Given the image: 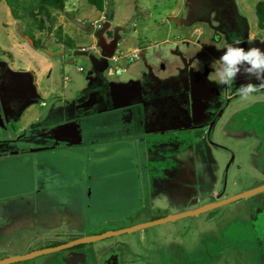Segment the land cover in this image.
I'll return each mask as SVG.
<instances>
[{"label":"rangeland","instance_id":"obj_1","mask_svg":"<svg viewBox=\"0 0 264 264\" xmlns=\"http://www.w3.org/2000/svg\"><path fill=\"white\" fill-rule=\"evenodd\" d=\"M105 1L102 13L89 0H68L65 10L56 13L53 30L41 32L33 22L14 19L6 0H0V67L5 68L0 70V88L11 89L0 98L4 108L20 89V77L31 76L25 70L32 68L38 74L40 88L51 91L49 103L55 95L72 99L91 82L103 89L102 94L105 90L111 95L107 106L144 104L143 96L149 110L157 106L159 112L152 113L147 130L178 131L163 138H148L141 145V172L123 182V186L128 185V180L137 182L139 174V191L134 188L125 194L117 192V180L111 182L113 179L108 177L100 181L99 192L94 188L85 197L83 191L50 193L51 201L45 208L40 207L39 216L60 217L69 203L77 202L71 194L81 195L77 223L62 226L59 218L52 227L58 232L55 235L39 237L37 233L17 232L8 241L0 238V262L191 212L256 189L264 182V177L248 171L237 146L220 134L223 121L240 105L251 102V97H240L224 106L229 96L237 95L235 88L241 85L242 78L243 83L248 81L244 76L237 77L234 87L225 89L208 78L212 71L209 65L229 42L225 27L239 30L245 37L253 34L258 29L257 5L264 0ZM102 14L112 18L103 30L93 29ZM59 27L64 42L57 38ZM102 32L110 44L118 40L119 56L140 48L144 53L141 60L129 64L104 60ZM218 36L221 41H217ZM32 39L41 48L56 51L57 58L52 57L54 53L34 47ZM20 44L25 45V50ZM58 57L63 59L59 62ZM69 57L73 61H68ZM93 59L102 64L101 71L94 72ZM197 61L199 64L193 67ZM48 65L51 70L44 73ZM116 66L127 72L116 74ZM23 82L30 85L32 80L24 78ZM208 111L221 117L213 123L207 139L203 138L205 131L186 130L190 125L210 123V114L205 116ZM15 178L20 184L28 181L25 174L12 177ZM130 187L133 188L131 182ZM58 205L62 211L57 215L54 210ZM9 212L12 219L21 217L19 209ZM78 247L12 264H264V192L196 216ZM21 252L24 254L6 258Z\"/></svg>","mask_w":264,"mask_h":264},{"label":"crops","instance_id":"obj_2","mask_svg":"<svg viewBox=\"0 0 264 264\" xmlns=\"http://www.w3.org/2000/svg\"><path fill=\"white\" fill-rule=\"evenodd\" d=\"M100 35L102 58L111 61L119 42L114 39L110 44L104 39L103 32ZM18 46L25 50V45ZM39 49L54 53L52 57L57 58L56 51ZM62 59L58 57L59 62ZM73 59L69 57L68 61ZM93 62L94 72L101 71L102 64L95 59ZM0 70L5 71V68L0 67ZM49 70L51 65L43 68L44 73ZM26 71L31 76L20 77L22 82L17 83L20 89L8 100L10 104L6 103L4 108L0 100V238L7 241L17 232L37 233L39 237L55 235L58 232L52 227L58 224L59 218H62V226L77 223V204L81 195L71 194L78 203H69L63 216H39L40 207L45 208L51 201L50 193L83 191L85 197L88 191L93 193L94 188L99 192L100 181L108 177L113 179L111 182L117 180V192L125 194L126 190L134 188L139 191V174L137 182L128 180L125 186L123 182L141 172L138 168L140 147L148 133L144 123L152 117L146 113L145 106L136 102L107 106L106 101L111 95L105 90L102 94L103 89L92 86L91 82V86L79 90L72 99L55 95L49 103L51 91L40 88L36 70H25V74ZM24 78L28 82L31 78L32 83L25 84ZM5 90L8 95L11 89L1 87L0 98ZM134 164L136 166L130 167ZM18 174H25L28 181L20 184L16 178L12 179ZM11 191L20 192L12 195ZM11 209H19L21 217H8ZM61 211L62 206L58 205L54 213L58 215ZM21 253L6 258L24 254Z\"/></svg>","mask_w":264,"mask_h":264},{"label":"flooded vegetation","instance_id":"obj_3","mask_svg":"<svg viewBox=\"0 0 264 264\" xmlns=\"http://www.w3.org/2000/svg\"><path fill=\"white\" fill-rule=\"evenodd\" d=\"M225 32L229 41L241 39L243 41V43L240 45L241 47L264 48V27L261 28L259 26V23L258 29L253 34H247L246 37L241 35L239 33V30H232L229 27H225ZM221 39L222 38L220 36L217 37V41H221ZM143 55L144 53H142V56ZM242 83L243 78L239 82V84ZM238 98H240L238 94L234 96H229L226 99L224 106L230 105L234 100ZM143 101H145L144 104H140L147 108L145 96H143ZM147 112L148 115L150 114L152 116L151 118H153L154 114L152 113H156L159 111L157 109V106H155V109L149 110L147 108L146 113ZM160 112H162V109H160ZM209 114L212 117L210 123L193 126L190 125L188 128H186V130H195L194 132L205 131V134L202 132L203 138L205 136V139H207V137L210 136L211 129L214 127L213 123L218 121V118L221 117H218V115L216 114H211L209 111L205 114V116L209 117ZM148 120H150V118H148ZM147 121H145L144 125H147ZM172 131L178 130L154 131V129H151L147 130L148 133L144 137L145 139L163 138L168 134H171ZM220 134L228 140L227 142L229 144L237 146L238 150L240 151L243 157V161H247V169L250 173L253 172L252 174L254 176L259 175L264 177V90H261L259 93L253 94V96L251 97V102L240 105L235 110L233 115L226 118L222 123ZM244 144L246 145V148H243ZM212 145L215 144L212 143ZM260 185V187L264 186V182L261 181Z\"/></svg>","mask_w":264,"mask_h":264},{"label":"clouds","instance_id":"obj_4","mask_svg":"<svg viewBox=\"0 0 264 264\" xmlns=\"http://www.w3.org/2000/svg\"><path fill=\"white\" fill-rule=\"evenodd\" d=\"M242 43L241 39L225 43L222 54L209 65L212 71L208 78L218 87L227 89L234 87L238 76H244L248 82L235 88V91L241 98L248 99L264 90V48H245L240 46ZM197 64L198 61L193 67ZM253 80L256 83H252Z\"/></svg>","mask_w":264,"mask_h":264},{"label":"trees","instance_id":"obj_5","mask_svg":"<svg viewBox=\"0 0 264 264\" xmlns=\"http://www.w3.org/2000/svg\"><path fill=\"white\" fill-rule=\"evenodd\" d=\"M67 2L68 0H6V4L10 7L14 19L33 22L36 30L41 32L53 30L56 22V13L63 12L66 8ZM89 4L95 7L99 12H105V0H89ZM256 12L259 26L263 28L264 1L257 5ZM109 17L112 18L110 14ZM48 22L50 24H48ZM57 30L59 35H57V38L60 42H64V38L61 37L62 34L60 27L57 28ZM108 35L111 36L112 33L108 32ZM66 43L67 46H70L68 40ZM33 44L36 48H41L35 40H33ZM83 246L84 245H81L78 248H82Z\"/></svg>","mask_w":264,"mask_h":264},{"label":"water","instance_id":"obj_6","mask_svg":"<svg viewBox=\"0 0 264 264\" xmlns=\"http://www.w3.org/2000/svg\"><path fill=\"white\" fill-rule=\"evenodd\" d=\"M262 192H264V186L256 188V189H253V190H250L248 192H245L243 194H240V195L235 196V197L230 198V199H226V200H223V201H220V202H215V203L208 204V205H206L204 207H201V208H199L197 210H194V211H191V212H187V213H183V214H179V215H175V216H168V217H165V218H162V219H159V220L147 223V224H142V225L135 226V227H132V228H129V229H125V230L112 231V232H108V233H105V234L99 235V236H91V237H86V238H82V239H77V240H74V241H72V242H70L68 244L62 245V246L52 247V248H49V249H46V250L37 251V252H34L32 254H29V255H25V256H20V257H16V258H10V259L1 261L0 264H12V263H15V262L29 260V259L35 258V257H37L39 255L48 254V253L56 252V251H62V250H66V249H71L73 247L80 246V245L91 244V243H94V242H98V241L104 240L106 238H110L112 236H118V235H121V234H124V233L138 232L140 230L148 229V228H150L152 226H156V225L164 224V223H167V222L180 220L182 218H186V217H190V216H196V215L208 212L210 210H213L215 208H219L221 206H224L226 204H229L231 202H234V201H237V200H240V199H249V198H251V197H253V196H255V195L259 194V193H262Z\"/></svg>","mask_w":264,"mask_h":264},{"label":"built area","instance_id":"obj_7","mask_svg":"<svg viewBox=\"0 0 264 264\" xmlns=\"http://www.w3.org/2000/svg\"><path fill=\"white\" fill-rule=\"evenodd\" d=\"M110 21L109 16L107 14H102V18L100 20V22L97 25L92 26L93 29L95 30H103L105 27V24L108 23ZM87 49H82V52H87ZM142 58V50L140 48H136L133 51L124 54L122 56H119L116 51L113 53V55L111 56V61L114 64H120V61H126V62H134V61H139ZM81 72H83V69H80ZM119 72H123L126 73L127 70L120 68L118 66H116V74H118Z\"/></svg>","mask_w":264,"mask_h":264}]
</instances>
